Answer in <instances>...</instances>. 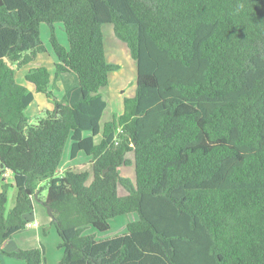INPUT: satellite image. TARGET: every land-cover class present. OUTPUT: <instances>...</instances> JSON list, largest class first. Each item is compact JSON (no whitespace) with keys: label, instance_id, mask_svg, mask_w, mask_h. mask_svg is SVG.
I'll return each instance as SVG.
<instances>
[{"label":"trees","instance_id":"16d2710c","mask_svg":"<svg viewBox=\"0 0 264 264\" xmlns=\"http://www.w3.org/2000/svg\"><path fill=\"white\" fill-rule=\"evenodd\" d=\"M107 24L136 77L121 114L101 124L118 70L104 54ZM41 25L52 79L38 66L17 83L12 65L45 51ZM65 74L76 83L56 99ZM35 96L53 107L32 125ZM66 144L90 172L57 175ZM129 152L133 182L119 175ZM36 194L54 218L56 264H264V0H0V253L25 264H42V245L3 244L25 228ZM128 214L124 233L95 238Z\"/></svg>","mask_w":264,"mask_h":264},{"label":"rangeland","instance_id":"374dc122","mask_svg":"<svg viewBox=\"0 0 264 264\" xmlns=\"http://www.w3.org/2000/svg\"><path fill=\"white\" fill-rule=\"evenodd\" d=\"M102 35L104 39V54L106 61L111 64H115L118 66V70L109 73L108 77V86L106 90L103 92V99L107 103V109L104 112L101 124L107 122L111 119L112 114L119 115L122 112V102L124 98L133 97L135 91V77H136V66L135 62L131 59L129 51L126 45L119 41L113 34L111 25H102L101 27ZM55 35L57 41L62 44L64 47L67 46L66 38L63 33V30L59 26H55ZM40 37L44 46V53L40 54L37 60L34 63L18 65H12L14 70V78L17 83L23 82L24 75L31 70L32 68H36L38 66L46 67L52 74L54 72V54L52 52L51 45L49 43L50 39V30L46 25H41L40 27ZM121 73V74H120ZM52 79V78H51ZM74 81L72 77H67V79L63 82V85L66 86L67 82ZM57 89L53 90L54 94L60 96V90L58 89V85L56 83ZM62 96H60L61 98ZM48 100L41 96H35L34 101L30 104V106L25 110L24 115L26 116L28 123L35 125L39 120L45 118V111L51 110V105L48 104ZM51 103V102H49ZM53 106V105H52ZM69 151V144L65 146V152L63 154L61 165L58 168L57 175L62 176L65 171L71 170L75 173L91 171V162L90 159L87 158L84 154L80 153L79 156L70 160L67 156V152ZM125 159L130 161V165H121L119 168L120 177L127 179L133 182L134 170H133V155L131 152L125 155ZM47 180H43L39 183V187H42L46 184ZM91 181V178L88 179L87 184ZM118 192L120 195H125L126 191L119 187ZM14 195L15 191L13 188H9L7 191V209H11L14 203ZM43 198H45V193H42ZM36 201V200H35ZM37 202V201H36ZM46 214L45 208L41 206L40 203L37 202L35 213L40 219V209ZM32 217V216H31ZM136 220V217L132 214L124 215L116 218L115 220L110 222V231L107 235H99L97 232L95 233V238H105L110 237L112 235L121 234L125 232L126 224ZM51 221V222H50ZM46 223L45 228H42L40 231V244L44 248V260L42 264H56L61 258L62 251L57 248V241L59 238L56 234L55 227L52 224V220ZM94 232L92 228L87 229L84 233L91 234ZM34 236V230L31 232ZM17 243L19 242L18 238H15ZM15 242H9L6 245V249L12 248ZM38 243H36V246ZM39 247V245H38ZM18 263L16 260L9 258L0 253V264H16Z\"/></svg>","mask_w":264,"mask_h":264},{"label":"crops","instance_id":"0c3cea01","mask_svg":"<svg viewBox=\"0 0 264 264\" xmlns=\"http://www.w3.org/2000/svg\"><path fill=\"white\" fill-rule=\"evenodd\" d=\"M40 54H38L36 56V59L35 61L37 60V58L39 57ZM54 64L56 62L55 60V57H54ZM50 72V71H49ZM53 74L50 72V79L52 78ZM67 77H72L74 79V81H69L67 82V85L64 86L63 85V82L67 79ZM76 81H75V78L73 75L71 74H65L62 76V78L57 82V85H58V89L61 91L59 94L60 96H62L64 94V90L66 87H69L71 85H75ZM54 94V92H53ZM54 96L56 97V99H60V96L59 95H55ZM35 99V98H34ZM49 101V100H48ZM50 102V101H49ZM51 105V108L52 109V103H49ZM79 156V155H78ZM88 158V157H87ZM61 165V164H60ZM6 173V178L7 180L9 179V172H5ZM42 182V181H41ZM39 182V183H41ZM42 193H45V196H46V192L43 191ZM42 193L39 195V198L41 201H43L45 198H43L42 196ZM37 196V194H36ZM41 204V206H43V204L41 202L38 201V199H33V211L30 215L27 216L26 218V226L23 230L19 231L18 233H16L11 239L7 240L4 244H3V250L6 251V252H12V251H17V250H27V249H30V248H36L40 247V231L42 228H45L46 226V223H48L50 221V217H48V215H45L41 209H40V219H38V216H36V204L37 202ZM44 208V207H43ZM32 216V217H31ZM51 222V221H50ZM34 230V236L32 235V231ZM15 238H18L19 242L17 243L15 240ZM9 242H15L13 243L14 246L12 248H9V249H6V245L9 243ZM59 241H57L58 243ZM36 243H38V245L36 246ZM15 260V259H14ZM18 263L16 264H25L23 261H20V260H16Z\"/></svg>","mask_w":264,"mask_h":264},{"label":"water","instance_id":"95a60500","mask_svg":"<svg viewBox=\"0 0 264 264\" xmlns=\"http://www.w3.org/2000/svg\"><path fill=\"white\" fill-rule=\"evenodd\" d=\"M34 199H36V195L34 196ZM46 210V214L48 215V217L51 218L52 221H54V218L52 217V213H51V209L48 205H44L43 206Z\"/></svg>","mask_w":264,"mask_h":264},{"label":"built area","instance_id":"2783aa9c","mask_svg":"<svg viewBox=\"0 0 264 264\" xmlns=\"http://www.w3.org/2000/svg\"><path fill=\"white\" fill-rule=\"evenodd\" d=\"M4 176H6V173H4Z\"/></svg>","mask_w":264,"mask_h":264}]
</instances>
